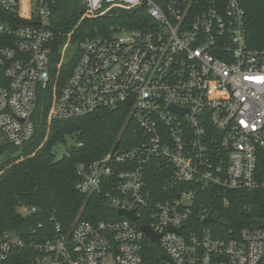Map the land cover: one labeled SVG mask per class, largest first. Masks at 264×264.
<instances>
[{
  "label": "built area",
  "instance_id": "built-area-1",
  "mask_svg": "<svg viewBox=\"0 0 264 264\" xmlns=\"http://www.w3.org/2000/svg\"><path fill=\"white\" fill-rule=\"evenodd\" d=\"M55 1L0 0V148L33 138L42 101L49 121L104 109L126 120L107 153L77 164V190L104 217L6 231L0 264H264V197L238 228L215 206L264 192V47L249 44L242 0H79L85 17L123 10L134 27L82 40L67 79L71 37L52 58Z\"/></svg>",
  "mask_w": 264,
  "mask_h": 264
},
{
  "label": "trees",
  "instance_id": "trees-1",
  "mask_svg": "<svg viewBox=\"0 0 264 264\" xmlns=\"http://www.w3.org/2000/svg\"><path fill=\"white\" fill-rule=\"evenodd\" d=\"M242 2L249 22V44L263 48L264 0ZM52 5L50 28L55 34L52 43L55 63L60 62L62 48L71 37L61 68L63 79H67L75 67L80 56L78 45L86 37L108 34L111 26L134 27L131 26L134 15L123 10L89 18L83 16L85 10L79 0H56ZM47 112V103L40 102L33 117L35 133L29 142L21 147L5 144L0 148V235L14 230L28 236L41 221L69 228L78 218L104 217L99 199L77 190V164L107 153L120 139L126 116L120 111L104 109L80 118L49 121ZM69 138L73 140L70 145ZM60 145L68 146L65 154L57 157L55 149ZM158 172V167H150L148 177L155 180ZM227 196L229 205L216 199L215 206L226 224L238 228L261 211L255 207L253 213L248 214L245 207L258 197L263 198L264 192L233 191ZM206 198L208 196L203 194L202 199ZM19 207L35 208V211L24 216L18 211Z\"/></svg>",
  "mask_w": 264,
  "mask_h": 264
},
{
  "label": "water",
  "instance_id": "water-1",
  "mask_svg": "<svg viewBox=\"0 0 264 264\" xmlns=\"http://www.w3.org/2000/svg\"><path fill=\"white\" fill-rule=\"evenodd\" d=\"M119 214H126V215H128V216H130L131 218H133V219H136V215H135V213L133 212V211H125V210H119ZM206 221L207 222H210V221H212V219L210 218V217H208L207 219H206ZM143 229L145 230V232L154 240V241H158V236L152 231V229L149 227V226H147V225H145V226H143Z\"/></svg>",
  "mask_w": 264,
  "mask_h": 264
},
{
  "label": "rangeland",
  "instance_id": "rangeland-1",
  "mask_svg": "<svg viewBox=\"0 0 264 264\" xmlns=\"http://www.w3.org/2000/svg\"><path fill=\"white\" fill-rule=\"evenodd\" d=\"M68 145H70L71 143H73V140L71 138L68 139ZM68 145H60L59 147H57L55 149L57 157H61L65 154L66 150H67V146ZM18 211L22 214V215H26L29 211L25 208V207H19Z\"/></svg>",
  "mask_w": 264,
  "mask_h": 264
}]
</instances>
